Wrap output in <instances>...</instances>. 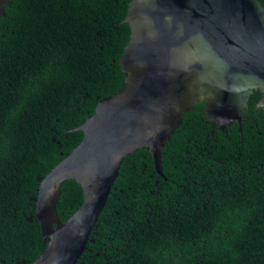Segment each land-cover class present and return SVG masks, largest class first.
Instances as JSON below:
<instances>
[{
	"label": "trees",
	"instance_id": "obj_1",
	"mask_svg": "<svg viewBox=\"0 0 264 264\" xmlns=\"http://www.w3.org/2000/svg\"><path fill=\"white\" fill-rule=\"evenodd\" d=\"M131 1L10 0L0 18V264H30L48 245L35 217L40 181L125 87ZM261 97L225 131L203 104L186 113L162 150L166 179L147 149L125 157L77 264H264ZM83 200L67 180L62 223Z\"/></svg>",
	"mask_w": 264,
	"mask_h": 264
},
{
	"label": "water",
	"instance_id": "obj_2",
	"mask_svg": "<svg viewBox=\"0 0 264 264\" xmlns=\"http://www.w3.org/2000/svg\"><path fill=\"white\" fill-rule=\"evenodd\" d=\"M8 6L0 0V18ZM126 23L125 87L98 103L75 129L83 141L40 181L35 217L48 245L30 264L79 262L125 157L147 149L166 179L162 150L196 105L221 131L242 123L255 91L256 109L264 108L261 0H133ZM67 180L81 185L84 200L62 223L57 206Z\"/></svg>",
	"mask_w": 264,
	"mask_h": 264
}]
</instances>
